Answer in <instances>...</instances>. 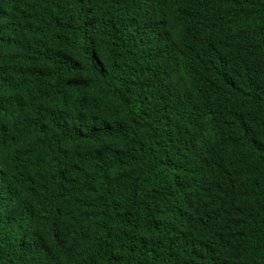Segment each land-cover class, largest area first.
<instances>
[{"label":"trees","instance_id":"trees-1","mask_svg":"<svg viewBox=\"0 0 264 264\" xmlns=\"http://www.w3.org/2000/svg\"><path fill=\"white\" fill-rule=\"evenodd\" d=\"M0 264H264V0H0Z\"/></svg>","mask_w":264,"mask_h":264}]
</instances>
